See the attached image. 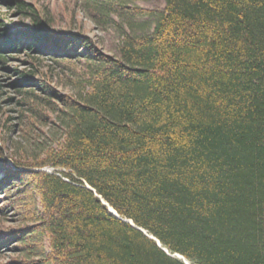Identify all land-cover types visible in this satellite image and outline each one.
<instances>
[{
	"label": "trees",
	"instance_id": "1",
	"mask_svg": "<svg viewBox=\"0 0 264 264\" xmlns=\"http://www.w3.org/2000/svg\"><path fill=\"white\" fill-rule=\"evenodd\" d=\"M0 1L23 20L0 18L1 70L31 64L13 97L0 83V217L30 224L0 229V248L19 264H264V0H81L120 26L116 56Z\"/></svg>",
	"mask_w": 264,
	"mask_h": 264
},
{
	"label": "rangeland",
	"instance_id": "2",
	"mask_svg": "<svg viewBox=\"0 0 264 264\" xmlns=\"http://www.w3.org/2000/svg\"><path fill=\"white\" fill-rule=\"evenodd\" d=\"M27 2L35 4L39 7L43 13H45L51 21L52 27L55 29L66 30L72 29L75 32L82 33L94 40L98 48L110 55H117V45L121 39L120 26L116 23H106L93 17L88 11L86 3L81 0H26ZM138 5L159 10L164 8L163 0H148L138 1ZM0 18L5 20L7 27L12 29L14 26L22 24L23 20L20 16L15 14L14 8H7V6L0 1ZM117 23L118 19L113 16ZM150 22L152 21L149 19ZM148 19H139V24H144L149 21ZM120 21V20H119ZM27 22V20H26ZM149 23V22H148ZM127 29V26H124ZM18 61H10L7 65V70H1L0 65V83L4 85L1 91L3 93V99H8L15 95V90L12 84L20 78L19 71L30 70L31 64L26 54H20L14 56ZM37 71L39 74L48 77V80L54 87L64 93L72 91L70 85V79L72 73L69 70L60 68L52 61L40 57L37 62ZM35 70V69H34ZM77 70H81V65L78 64ZM10 106L5 105V110H9ZM13 140L20 141L19 134L12 135ZM6 156L9 158L12 164L14 159L20 157L19 154L10 147L6 150ZM51 170V169H48ZM53 170V169H52ZM3 195L1 194L0 197ZM30 225V224H28ZM28 225L16 215L15 212H9L7 217H0V229L4 232L14 231L28 227ZM160 245V244H159ZM13 246L0 248V264H19L24 260V257L20 256ZM169 255H171L167 249L163 248ZM176 258L182 259L186 264H191L188 260L183 259L181 255H172Z\"/></svg>",
	"mask_w": 264,
	"mask_h": 264
},
{
	"label": "water",
	"instance_id": "3",
	"mask_svg": "<svg viewBox=\"0 0 264 264\" xmlns=\"http://www.w3.org/2000/svg\"><path fill=\"white\" fill-rule=\"evenodd\" d=\"M112 212H113V214H114V215H116L117 217H119V216L117 215V213H116V212H114L113 210H112ZM151 238H153V237H151Z\"/></svg>",
	"mask_w": 264,
	"mask_h": 264
},
{
	"label": "bare ground",
	"instance_id": "4",
	"mask_svg": "<svg viewBox=\"0 0 264 264\" xmlns=\"http://www.w3.org/2000/svg\"><path fill=\"white\" fill-rule=\"evenodd\" d=\"M118 215V214H117ZM119 216V215H118Z\"/></svg>",
	"mask_w": 264,
	"mask_h": 264
}]
</instances>
